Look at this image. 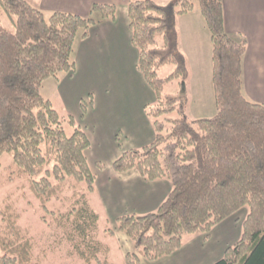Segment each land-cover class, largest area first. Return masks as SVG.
Segmentation results:
<instances>
[{
  "label": "trees",
  "instance_id": "16d2710c",
  "mask_svg": "<svg viewBox=\"0 0 264 264\" xmlns=\"http://www.w3.org/2000/svg\"><path fill=\"white\" fill-rule=\"evenodd\" d=\"M198 1L212 37L217 112L190 120L185 97L164 92L169 83L189 75L174 18L191 11L193 1L177 0L169 10L154 0H129L138 68L157 96L146 107L155 138L141 149L124 151L113 168L118 173L136 169L148 180L168 179L172 190L156 211L116 219L117 229L136 250L126 254L127 264L174 253L186 234L200 232L209 239L217 225L246 206L240 238L213 264H264V102L244 94L248 40L226 31L224 1ZM3 13L14 29L2 23ZM116 15L115 4L95 3L89 16L65 11L46 16L28 0H0V169L10 158V178L28 181L45 213L42 221L62 229L87 264H111L101 258L111 248L98 237L102 216L93 205L97 175L88 159L92 144L75 118L61 115L41 87L47 79L75 70L79 33L87 38L94 25ZM166 65L174 70L161 77L159 70ZM91 96L81 102L83 114ZM60 201L70 205L65 210L52 206ZM7 211L0 219V264H33V238L19 224L21 214ZM106 232L113 236L115 230Z\"/></svg>",
  "mask_w": 264,
  "mask_h": 264
},
{
  "label": "crops",
  "instance_id": "0c3cea01",
  "mask_svg": "<svg viewBox=\"0 0 264 264\" xmlns=\"http://www.w3.org/2000/svg\"><path fill=\"white\" fill-rule=\"evenodd\" d=\"M28 1L46 16L55 11L89 16L95 3L116 5L115 18H106L94 25L87 38L77 37L73 52L75 70L47 79L55 88L49 94L54 92V95L42 94L61 115H72L91 141L88 159L97 175L93 205L101 214V221L115 224L124 214L144 215L156 211L171 192V181L148 180L136 169L118 173L113 168L114 161L124 151L141 149L155 138L153 119L146 107L155 103L157 96L138 68L139 51L132 41L129 0ZM175 1L168 7L160 6L171 10ZM223 1L226 31L248 40L243 59L244 94L251 101L264 102V0ZM92 15L100 18L99 13ZM170 17L174 18L172 12ZM174 19L189 70L188 77L179 81L184 88L178 93L185 97L187 112L188 84L194 83L197 90H204L208 83L211 88L210 81L213 83L212 37L195 3L191 11L177 14ZM89 80L94 81L93 86ZM133 95H139V100L134 101ZM90 96L92 104L83 114L81 102ZM97 162L104 164V168H99ZM242 219L235 214L217 225L209 239L205 234H197L184 241L174 253L155 261L143 258L140 264H213L240 238ZM121 237L128 240L125 235ZM131 247L128 251L133 250L132 243Z\"/></svg>",
  "mask_w": 264,
  "mask_h": 264
},
{
  "label": "rangeland",
  "instance_id": "374dc122",
  "mask_svg": "<svg viewBox=\"0 0 264 264\" xmlns=\"http://www.w3.org/2000/svg\"><path fill=\"white\" fill-rule=\"evenodd\" d=\"M154 1L158 5L168 7L171 5L173 0ZM193 2L196 4V6H199L198 0H193ZM1 19L2 23L6 27L14 29V25L6 13L1 14ZM80 34L81 33H79V37ZM173 70V65H166L159 70V75L161 77H166ZM49 82L50 81L44 82V87L43 85L41 87V91L44 92V94H46L47 96L54 95V92L51 94L49 93L55 89L54 85H51ZM88 83L91 86L94 85V81L92 80H89ZM210 85L211 88H209L208 83V87L203 88L204 90H197V87L195 88L194 83L188 84L186 91L188 92L190 102L187 106L186 113L190 120L198 118H211L216 114L217 108L215 102V93L213 83L211 81ZM183 88L184 86L181 87L179 85V80H175L166 86L164 94L177 95L183 90ZM132 99L134 101L139 100V95H133ZM177 116V113H175L171 117L175 118ZM66 129L67 133L71 134L72 128L68 126L66 127ZM12 168L13 167L11 166L10 158L6 157L3 164V168L0 169V219L3 213H8V209H11L13 212H18L19 214H21L19 224L23 228L28 230L29 234L32 236L34 241L33 264H87L72 249L71 245L64 236L62 229L56 227L55 224L48 225L42 221V216L45 215V213L40 207L39 200L34 196L32 191L30 190L29 183L26 179L10 178L11 176H14V174L12 173ZM68 194L70 195V192ZM53 205L54 207L63 208L65 210L70 204L67 201H60L54 202V204L52 203V206ZM248 211L249 206H246L237 213V215L241 216V219L243 218L242 224ZM47 220H52V218L48 217ZM106 228L115 230L114 235H109L106 232ZM99 229V239L102 240L104 243L108 244L111 248L109 255H101V258H107L111 264H127L126 254L128 252H136L135 247L133 248V250L128 251L132 248L131 240L117 229L116 223L111 224L108 221H101ZM122 234L125 235L128 240L123 239L121 237L123 236ZM197 234H200V232L194 234H186L184 236V241H189V238ZM128 241H130V243H128ZM141 259L143 258L141 257Z\"/></svg>",
  "mask_w": 264,
  "mask_h": 264
}]
</instances>
